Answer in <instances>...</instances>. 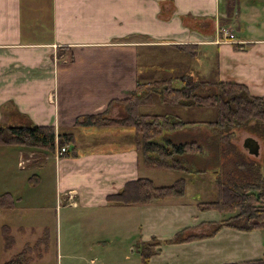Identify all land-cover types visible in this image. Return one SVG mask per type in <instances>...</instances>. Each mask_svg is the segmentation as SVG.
<instances>
[{
    "label": "crops",
    "instance_id": "0c3cea01",
    "mask_svg": "<svg viewBox=\"0 0 264 264\" xmlns=\"http://www.w3.org/2000/svg\"><path fill=\"white\" fill-rule=\"evenodd\" d=\"M223 17L221 0H0V125L30 122L52 127L56 134H76V128L83 129L75 125L77 117L104 112L111 101L127 98L137 81L146 84L153 77L157 80L156 65L145 59V53L163 49L166 57L171 49L179 54L177 46L194 45L196 65L203 64L205 49L213 54V68L197 67L201 75L212 72V80L243 85L249 95L264 97V0H237V13L228 29L231 38L221 41L218 35L223 28L218 29L217 20ZM189 21L209 22L210 32L189 29ZM250 23L256 26L258 36L248 29ZM241 28L244 31L236 34ZM235 44L240 48H234ZM93 129L109 130L101 136L118 139L107 148L104 145L84 153L75 149L76 156L69 158L0 146V195H10L14 203L10 208H0L2 252L11 250L18 233L26 231L27 213L37 210L42 222L41 210L49 202L54 203L56 212L79 210L84 217L81 236H73L63 254L57 244L56 259H67L70 264H79L90 254L112 246L129 231L137 235L131 237L129 252L151 238L161 242L148 264H227L261 258V231L221 228L209 237L164 243L185 228L197 227L193 231L197 233L203 228L200 225L223 217L214 210H198L197 205L207 201L187 198L186 186L178 199L148 205H109L105 198L120 191L126 182L147 178L155 186L170 185L181 172L143 166L128 137L131 129ZM93 129L82 132L94 135L87 133ZM74 141L76 145L75 136ZM241 149L244 155L234 156L238 168L232 166L229 184L252 178L255 164H246L247 152ZM191 158L200 161V167L197 163L189 165L190 172L199 173V182L212 183L200 176L204 175V157L196 154ZM178 160L186 168L188 159L179 156ZM260 171L264 175V168ZM46 181L50 183V201L45 200ZM216 184L211 185L214 198ZM68 223L67 228L75 225L73 219ZM3 228L8 229L12 240L8 248ZM36 240L37 246L41 239ZM87 264L97 263L89 259Z\"/></svg>",
    "mask_w": 264,
    "mask_h": 264
},
{
    "label": "trees",
    "instance_id": "16d2710c",
    "mask_svg": "<svg viewBox=\"0 0 264 264\" xmlns=\"http://www.w3.org/2000/svg\"><path fill=\"white\" fill-rule=\"evenodd\" d=\"M223 4L224 17L217 20L218 29L230 25L234 14L237 13V0H224ZM182 21L184 24L185 20ZM187 26L189 29L202 28L204 34H207L210 32L211 24L189 21ZM218 38H221L220 35ZM234 48H240L239 44H235ZM176 49L181 58L187 61L186 64L183 61L182 64L177 63L179 71L175 72L176 67L174 69L177 75L174 76L173 72L169 74L170 77L146 84L137 81L135 89L127 98L111 101L102 113L77 117L75 125L83 128L131 129L132 133L128 137L139 155L141 164L146 168L175 173H188V170L181 166L179 156L198 155L201 148L194 140L176 144L171 143V138H165L162 139L164 143L159 142L167 133H175L189 126L198 125L210 128L215 138L221 133L231 134V128H243L264 136V97L249 95L243 85L211 80V76L201 75L195 65L197 50L194 45L177 46ZM200 76L206 78L199 80ZM176 83L180 84V87L174 86ZM112 104L122 105V113L117 117H107ZM157 105L183 109L208 107L213 110L214 118L194 123L182 121L166 111L152 115L139 112L140 108H153ZM220 138L225 140L227 135ZM0 146L38 150L50 154H53L56 148L58 150L63 148L64 152L60 158L76 156L74 136L71 133L56 134L52 127L36 126L30 122L12 127L0 125ZM256 167L258 168V165L255 164L252 178H243L242 183L216 184L215 198L197 205L200 211H217L223 215L221 220L200 225L199 227L203 228L197 233H193L197 227L185 228L164 243L177 244L209 237L221 228L241 232L261 231L264 234V175L260 167L258 170ZM34 178L33 182L36 183V176ZM33 182L30 179L31 185ZM185 186L186 181L183 178H178L167 186H155L147 178H137L126 182L120 191L107 196L105 200L112 206L148 205L164 199L181 198ZM11 199L8 194L0 195V208L12 207L14 203ZM2 234L5 247H10L12 240L8 229L3 228ZM154 240L151 238L135 245L139 264H148L149 257L161 244ZM31 250L27 244L19 254L4 264H28L30 260L27 254ZM227 264H264V250L259 259Z\"/></svg>",
    "mask_w": 264,
    "mask_h": 264
},
{
    "label": "rangeland",
    "instance_id": "374dc122",
    "mask_svg": "<svg viewBox=\"0 0 264 264\" xmlns=\"http://www.w3.org/2000/svg\"><path fill=\"white\" fill-rule=\"evenodd\" d=\"M224 0H221V7L223 8ZM230 25H228L225 28H221L220 37L219 40L223 41L227 38H229V30ZM255 25H248V29H252L254 36H258V32L255 30ZM233 28V26L231 27ZM243 28L237 29L235 32L236 34L239 33ZM244 31V30H243ZM243 35H245L243 33ZM169 53V54H168ZM168 54L165 57L164 50H153L152 52L145 53V59L152 60V64H155L154 72L156 71L157 79H161L164 77L170 76L169 74H173L174 69L175 72L179 71V67L177 63H181L182 61L186 64L187 61L184 60V58H181L180 54H177L174 50H170ZM212 58L213 54L208 51L204 50V55H202V59H204L203 64H195L197 67H204L206 68H213L212 64ZM207 59L211 60V63H207ZM158 65H162L163 67H160ZM160 68V69H159ZM162 69L169 70L163 71ZM199 69V68H197ZM160 72H159V71ZM200 70V69H199ZM213 71V70H212ZM140 72H142V69L140 68ZM174 72V73H175ZM201 72V70H200ZM177 75L176 73L174 76ZM211 76L212 80V72L209 74V77ZM179 78V77H176ZM205 77H199V80H204ZM155 78L153 77L152 80ZM210 80V81H211ZM174 86H179L180 84L176 83ZM121 106V107H119ZM170 112L171 114L177 116L180 120L185 122H200L204 120H212L214 118V112L211 108L205 107V108H192V109H183V108H174V107H168V106H155L153 108H140V113H147L148 115L152 114H160L163 112ZM122 113V105L118 104H112L109 113L107 114V117H117ZM83 129H93V128H83ZM79 128L75 129L76 134L73 135L76 138V145L79 147H76V150L79 151V153H84L90 150L98 149L101 146L106 145V148L111 145V142L113 140L118 139L116 136L112 137H106L101 136L104 132H109V130H100L95 131V129L87 132L94 135H85ZM112 129L118 130L119 128L113 127ZM117 132V131H115ZM231 134L228 133H221L219 136L213 135V131L210 128H205L201 126H189L185 128L184 130L180 132H170L166 135L162 136L161 140L159 142H162V139L168 138L171 140V143L179 144L181 142H186L190 140L196 141L197 144H199L200 152L198 153V156H203V170L204 175L202 176V180L209 179L210 181H213L212 183H202L199 182V173H191V169L189 168V165L195 166L197 163L198 168L200 167L199 162L196 161L195 158H191L195 155H185V157L188 159L186 170H188V173H181L179 174L180 178H183L186 181V197L187 198H196L200 202L204 201H211L214 199V189L211 185L213 183H224L225 185L229 184V180L232 177V166H236L238 162H234L233 158L234 156L239 155L242 151V140L245 138H253L258 144H259V152L257 156L253 157L252 155H249L248 153L245 154L246 158L248 159V162L246 164H258L260 167L264 168V136H259L254 132L247 131L243 128H231L230 130ZM227 138L224 140L220 138L221 136H226ZM104 137V138H103ZM214 139H216L214 141ZM85 141H88L86 143ZM178 141V142H177ZM115 142V141H114ZM125 142V141H120ZM75 145V146H76ZM31 151H38V150H31ZM59 150L56 148L54 153L52 154L57 158V152ZM44 152V151H42ZM45 153V152H44ZM241 153V154H243ZM244 155V154H243ZM60 157V156H59ZM199 159V158H198ZM140 160V159H139ZM243 160V156H242ZM253 161V162H251ZM240 164V163H239ZM256 164V165H257ZM238 168V165L236 166ZM151 169V168H150ZM162 171V170H161ZM222 180L224 182H222ZM167 182V181H165ZM202 183V184H198ZM227 182V183H226ZM42 184L38 185L35 189L41 187ZM167 186V185H162ZM45 192H48L50 190V183L46 181V184L44 186ZM50 193L48 192V195L46 196V201H50ZM37 210H31L29 213H27L25 216L26 218V224H29L28 227H26L25 232L18 233V237L16 238V244L15 246L8 251L2 252L0 250V264H3L2 262H5L9 260L13 255L20 252V250L23 248L24 244L29 242L30 248L32 249L28 254L27 257H29L30 262L28 264H70L69 260L63 259L57 260L56 259V251H57V244H59V253L63 254L64 249H67L68 247V241H71V238L75 236L78 238L82 234V230L84 229L82 226L83 222V215L82 212H79V210L69 213L68 210H58V212L55 211V205L54 203H47L43 210H41V215L43 217L42 222H40L39 218L37 217L38 212ZM69 217V219H66V217ZM73 219L75 221V225H70V228H67L66 225L69 224L68 221ZM72 222V221H71ZM33 227V229H31ZM46 229V232L43 233V229ZM134 236V238H137L136 231L132 233V231L127 232V234L122 237L121 239L117 238L116 243L113 244L110 247L104 248L102 251L99 250L98 253H92L89 256L85 257L84 260L80 261L79 264H87L89 259H95L97 264H139V256L137 252L132 251L129 252V245L131 237ZM136 236V237H135ZM143 238V234L141 235ZM41 239L36 246V239ZM1 245V242H0ZM39 248V250H37ZM40 255V258L38 256Z\"/></svg>",
    "mask_w": 264,
    "mask_h": 264
},
{
    "label": "water",
    "instance_id": "95a60500",
    "mask_svg": "<svg viewBox=\"0 0 264 264\" xmlns=\"http://www.w3.org/2000/svg\"><path fill=\"white\" fill-rule=\"evenodd\" d=\"M241 147L252 156H257L258 154V144L253 138H245L242 140Z\"/></svg>",
    "mask_w": 264,
    "mask_h": 264
},
{
    "label": "built area",
    "instance_id": "2783aa9c",
    "mask_svg": "<svg viewBox=\"0 0 264 264\" xmlns=\"http://www.w3.org/2000/svg\"><path fill=\"white\" fill-rule=\"evenodd\" d=\"M229 38H231V37L229 36ZM63 152H64V149L62 148L61 150H59V151L57 152V156L59 157Z\"/></svg>",
    "mask_w": 264,
    "mask_h": 264
}]
</instances>
